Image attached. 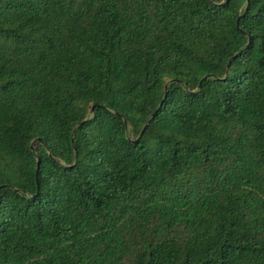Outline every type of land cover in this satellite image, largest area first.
Segmentation results:
<instances>
[{
    "label": "trees",
    "instance_id": "obj_1",
    "mask_svg": "<svg viewBox=\"0 0 264 264\" xmlns=\"http://www.w3.org/2000/svg\"><path fill=\"white\" fill-rule=\"evenodd\" d=\"M0 264H264V0H0Z\"/></svg>",
    "mask_w": 264,
    "mask_h": 264
},
{
    "label": "water",
    "instance_id": "obj_2",
    "mask_svg": "<svg viewBox=\"0 0 264 264\" xmlns=\"http://www.w3.org/2000/svg\"><path fill=\"white\" fill-rule=\"evenodd\" d=\"M235 26H236V28H238L237 23H235ZM228 68H229V63L226 65L224 76H226V74H227V72H228ZM203 78H205V77H203ZM197 88H198V87H197ZM92 109H93V106L90 108L89 111H92ZM149 119H150V117H149ZM149 119H148V120H149ZM148 120H147V121H148ZM147 121H146L145 124L143 125V127H142L141 131L139 132V134L137 135V137H136L134 140L131 141L132 144L137 143L138 138H139L140 135L142 134V132H143V130H144L146 124H147ZM34 141H39V139L36 138V139H34V140L32 141V143H31L30 146H29V149H30V150L32 149V144H33ZM36 168H37V167H36ZM35 173H36V172H35Z\"/></svg>",
    "mask_w": 264,
    "mask_h": 264
}]
</instances>
